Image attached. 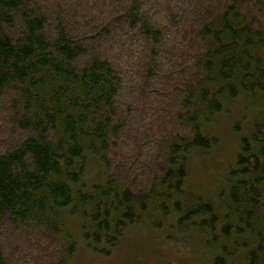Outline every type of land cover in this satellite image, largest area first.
Instances as JSON below:
<instances>
[{
  "label": "trees",
  "instance_id": "trees-1",
  "mask_svg": "<svg viewBox=\"0 0 264 264\" xmlns=\"http://www.w3.org/2000/svg\"><path fill=\"white\" fill-rule=\"evenodd\" d=\"M242 95L233 165L193 188ZM71 218L102 256L142 220L264 264V0H0V264H70Z\"/></svg>",
  "mask_w": 264,
  "mask_h": 264
},
{
  "label": "rangeland",
  "instance_id": "rangeland-1",
  "mask_svg": "<svg viewBox=\"0 0 264 264\" xmlns=\"http://www.w3.org/2000/svg\"><path fill=\"white\" fill-rule=\"evenodd\" d=\"M259 114L254 98L242 95L230 100L223 115L207 130L217 137V144L208 151L196 154L190 168V184L193 188L212 194L224 181V175L232 166L241 140L250 132ZM211 192V193H210ZM213 199V198H212ZM143 222V223H142ZM156 226L144 223L134 226L123 237L109 256L92 253L78 233V221L70 224L78 236L79 249L70 264H211L213 253L205 245V238L175 233L168 224ZM194 237V238H193ZM240 264L239 258L234 259Z\"/></svg>",
  "mask_w": 264,
  "mask_h": 264
}]
</instances>
